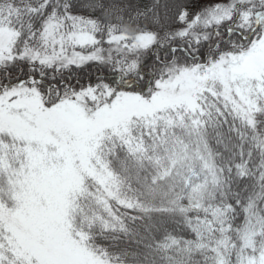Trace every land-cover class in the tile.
<instances>
[{
  "label": "snow or ice",
  "instance_id": "6c2138e0",
  "mask_svg": "<svg viewBox=\"0 0 264 264\" xmlns=\"http://www.w3.org/2000/svg\"><path fill=\"white\" fill-rule=\"evenodd\" d=\"M0 264H264V0H0Z\"/></svg>",
  "mask_w": 264,
  "mask_h": 264
}]
</instances>
